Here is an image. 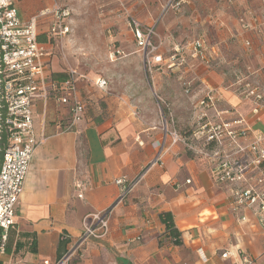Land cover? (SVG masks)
<instances>
[{
    "label": "crops",
    "instance_id": "crops-1",
    "mask_svg": "<svg viewBox=\"0 0 264 264\" xmlns=\"http://www.w3.org/2000/svg\"><path fill=\"white\" fill-rule=\"evenodd\" d=\"M166 3L152 1L155 9L150 12L139 0L129 7L134 14L128 10L144 27L155 24L161 40L163 62L152 67L150 81L127 26L130 40L125 42L133 46L122 52L126 81L112 87L99 76L107 83L102 91L79 68L78 53L91 42V22L80 17L79 0H12L22 22L55 4L70 12L73 33L59 41L49 36L50 18L37 23L39 41L50 48L45 78L62 81L72 69L86 79L75 84L74 98L84 108L77 124L70 126L71 107L59 105L56 98L45 105L33 102L34 132L46 140L34 150L8 242L12 250L17 240H33L34 252L23 246L14 257L1 256L2 264L59 258L76 242L82 218L115 201L116 178L135 180L142 173L139 184L115 208L108 235L89 242L71 264H244L243 259L264 264V232L258 220L246 208L229 210L228 191L213 182L210 165L196 155L193 141L203 108L199 100L206 96L212 100L204 109L209 120L232 123L242 117L250 135L264 138V110L254 113L252 104L236 93L240 84L249 83L258 85L264 96V34L241 27L244 20L264 29V0H190L163 13ZM197 39L210 50L211 67L186 52L184 63L177 60L168 69L173 49ZM109 40L117 42L112 35ZM172 130L180 141L173 142ZM156 156L154 166L143 172ZM161 213L172 215L181 245L164 234Z\"/></svg>",
    "mask_w": 264,
    "mask_h": 264
},
{
    "label": "built area",
    "instance_id": "built-area-1",
    "mask_svg": "<svg viewBox=\"0 0 264 264\" xmlns=\"http://www.w3.org/2000/svg\"><path fill=\"white\" fill-rule=\"evenodd\" d=\"M189 1L167 0L163 13L178 10ZM123 15L148 74L155 64L163 62L158 54L162 44L156 34L155 24L144 27L135 17L129 16L127 11L124 10ZM69 17L70 12L66 8L55 4L38 12L28 22H22L12 0H0V131L7 138L6 145L0 152V258L5 255L9 233L14 228V211L25 186L34 150L46 140L44 134L36 136L34 132L33 102L41 101L45 105L48 99L54 97L59 105H69L70 126L80 122L83 116L84 108L75 100L74 91L77 81L86 77L69 69L62 81H48L45 78V61L50 48L39 41L36 33L38 21L50 18L48 33L51 40L67 38L73 33ZM241 27L248 32L264 34V29L244 20H241ZM246 46H250V43L246 42ZM186 52L206 68L211 67L210 50L203 40L197 39L192 43L176 46L168 57L167 68H172L177 60L184 63ZM115 54L121 53H111L112 56ZM93 82L97 88L106 91L105 80L97 78ZM236 93L241 100L252 104L254 113L264 110L263 91L258 85L240 84ZM68 94H72V98ZM211 101L209 96L199 100V105L203 108L193 134L194 151L197 156L208 161L213 182L228 191L229 210H250L264 232V138L250 135L242 117L232 123L209 120L204 109L212 104ZM166 123V119H163L165 128ZM171 133L174 143L180 141L175 131L172 130ZM156 160L158 156L143 172L153 167ZM142 175L143 173L135 180L116 178L114 184L118 187V196L111 206L84 216L76 242L54 261L43 259L39 264H71L82 257L89 242L104 239L109 233V221L115 208L123 204L139 184ZM240 219L242 222L246 220L243 217ZM197 254L205 261L201 250H197ZM221 257L225 259L228 254L224 253ZM243 262L246 264L249 260L243 259Z\"/></svg>",
    "mask_w": 264,
    "mask_h": 264
},
{
    "label": "rangeland",
    "instance_id": "rangeland-1",
    "mask_svg": "<svg viewBox=\"0 0 264 264\" xmlns=\"http://www.w3.org/2000/svg\"><path fill=\"white\" fill-rule=\"evenodd\" d=\"M136 1L139 0H79L80 17H84L91 22V42L83 45L79 51L80 53H78L80 56L79 68L89 76L90 82L99 76L109 80L112 87L119 86L120 83L126 81L127 77L123 75L126 65L125 60L122 58V52L126 50L127 46L132 47L133 45L125 42V38L130 40V34L123 14L125 10L129 16L133 17L132 14H134L135 9L130 8L135 5ZM152 1L154 0H143L144 4L149 6L148 9H144L152 12L155 9L151 7ZM68 2L71 3V1ZM128 10H131L132 14ZM110 35L117 42H110ZM70 44H73V42H70ZM112 45L119 49L120 55H111V52L116 50ZM76 51H78L77 48ZM147 77L150 81L149 74H147ZM143 80L147 81L146 77ZM150 98L152 100L153 96L150 95ZM160 106L164 111L163 105ZM172 120L175 125V118Z\"/></svg>",
    "mask_w": 264,
    "mask_h": 264
},
{
    "label": "trees",
    "instance_id": "trees-1",
    "mask_svg": "<svg viewBox=\"0 0 264 264\" xmlns=\"http://www.w3.org/2000/svg\"><path fill=\"white\" fill-rule=\"evenodd\" d=\"M191 132L186 133V134H181L182 137L184 136L185 138L189 137ZM7 142L6 134H4L2 131H0V152L3 150ZM1 156V154H0ZM159 220L164 226V234H166L170 239H172L173 243L175 245H181V236L179 231L176 229L175 224L172 220V215L170 213H161L159 215ZM15 246L11 250L9 243L7 247L5 248V254L9 255L11 254L12 257L15 256V253H17L18 250H20L23 246H27V250L30 252H34V241L29 240L26 243L25 242H20V241H15ZM0 264H2V261L0 260Z\"/></svg>",
    "mask_w": 264,
    "mask_h": 264
}]
</instances>
